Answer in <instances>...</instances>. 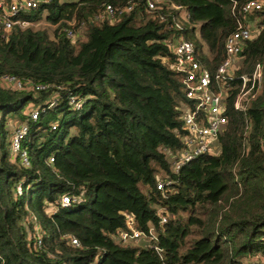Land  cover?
<instances>
[{
    "label": "trees",
    "instance_id": "1",
    "mask_svg": "<svg viewBox=\"0 0 264 264\" xmlns=\"http://www.w3.org/2000/svg\"><path fill=\"white\" fill-rule=\"evenodd\" d=\"M247 1L47 0L18 13L26 26L0 22V77L20 83H0V264H264V4L229 80L259 63V91L241 111L226 91L218 151L175 166L188 100L173 44L190 41L214 73ZM105 3L133 8L110 23L96 18ZM12 123L27 126L28 166ZM127 214L146 236L122 244Z\"/></svg>",
    "mask_w": 264,
    "mask_h": 264
},
{
    "label": "built area",
    "instance_id": "2",
    "mask_svg": "<svg viewBox=\"0 0 264 264\" xmlns=\"http://www.w3.org/2000/svg\"><path fill=\"white\" fill-rule=\"evenodd\" d=\"M41 1L47 0H12L7 3L5 0H0V22L5 29H10L14 24L26 26L28 23L16 19L20 11L35 8ZM160 0H145L147 9H154ZM264 0H248L241 8L247 20L240 22L237 28L226 35L223 48L225 59L218 65L214 73H211L201 62L196 58L195 50L192 43L182 37L175 40L173 44V53L175 60L171 67L180 73L181 82L185 91V97L188 102L181 105V120H182V151L175 163L178 167L192 158L203 154L218 151V137L222 132L224 125L227 122L225 95L230 89L235 90L233 98V108L235 110H244L250 100H252L260 89L262 81V66L259 63L254 65V68L249 73H242L236 79L238 83L232 86L231 80L233 74L240 66V52L247 40L256 35L259 27L249 16L255 11L261 9ZM133 8L132 4H127L122 8H115L110 3H105L103 8L97 13L96 18L100 21L114 22L116 12L130 11ZM179 8V7H177ZM66 36L74 41L78 36L72 30L74 21L68 22ZM228 79V80H226ZM233 81V80H232ZM1 84H13L15 87H20V83L12 76L0 77ZM43 86H37V89H43ZM69 103L76 108L80 106L79 101L74 98L70 99ZM38 112L33 110L30 113L31 118L37 119ZM55 129V125H52ZM27 133V126L20 124L14 127L11 134L10 149L13 155L18 156L20 163L23 166L29 165L27 151L22 148V141ZM52 162L53 158L50 157ZM163 184L158 183L157 188L161 189ZM17 194L22 193V186L17 184L15 187ZM71 198L63 194L60 198V205L67 206L71 202ZM162 222L166 221L163 216ZM148 234L154 238L153 229L150 228ZM145 234L134 226V219L131 214L126 215V228L118 232V240L122 244L137 242L145 238ZM36 244L40 245L39 230L35 232ZM71 244L78 245L75 238H71ZM252 264H258L254 262Z\"/></svg>",
    "mask_w": 264,
    "mask_h": 264
},
{
    "label": "rangeland",
    "instance_id": "3",
    "mask_svg": "<svg viewBox=\"0 0 264 264\" xmlns=\"http://www.w3.org/2000/svg\"><path fill=\"white\" fill-rule=\"evenodd\" d=\"M181 14H182V16H184V15H185V12L182 11ZM41 25H46V23H43V22H42ZM80 32H81V30H80ZM15 126H16V123H12V124H11V128L14 129Z\"/></svg>",
    "mask_w": 264,
    "mask_h": 264
}]
</instances>
